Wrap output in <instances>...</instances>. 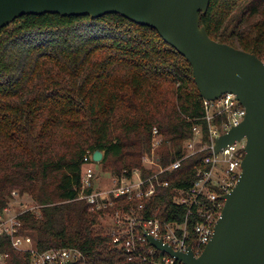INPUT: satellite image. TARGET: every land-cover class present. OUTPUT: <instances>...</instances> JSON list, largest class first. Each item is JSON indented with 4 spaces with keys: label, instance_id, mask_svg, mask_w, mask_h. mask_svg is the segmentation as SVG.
I'll return each instance as SVG.
<instances>
[{
    "label": "trees",
    "instance_id": "16d2710c",
    "mask_svg": "<svg viewBox=\"0 0 264 264\" xmlns=\"http://www.w3.org/2000/svg\"><path fill=\"white\" fill-rule=\"evenodd\" d=\"M200 16L211 39L263 59L264 0H211ZM204 117L191 64L155 29L120 14L18 18L0 29V214L19 190L41 207L40 218L20 217V233L38 252L76 249L88 264H126V252L96 226L140 202L92 210L80 199L89 156L103 152L102 165L118 178L140 170L146 179L155 174L143 159L156 128L160 165L185 159L160 174L168 186L157 187L145 215L184 223L188 207L175 199L194 186L198 170L211 169L208 150L186 157L196 125L209 143ZM189 218L191 229L201 220ZM0 250L8 264H31V253L16 250L9 236H0Z\"/></svg>",
    "mask_w": 264,
    "mask_h": 264
},
{
    "label": "water",
    "instance_id": "95a60500",
    "mask_svg": "<svg viewBox=\"0 0 264 264\" xmlns=\"http://www.w3.org/2000/svg\"><path fill=\"white\" fill-rule=\"evenodd\" d=\"M210 4L211 0H0V29L24 16L97 19L120 14L155 29L188 60L204 100L234 94L246 116L217 138L215 154L244 138L246 154L236 186L222 197L225 203L212 239L199 257L191 248L181 253L162 239L149 236L148 241L184 264H264V63L210 38L200 22V14H206ZM103 158L101 151L93 154L95 163Z\"/></svg>",
    "mask_w": 264,
    "mask_h": 264
},
{
    "label": "built area",
    "instance_id": "2783aa9c",
    "mask_svg": "<svg viewBox=\"0 0 264 264\" xmlns=\"http://www.w3.org/2000/svg\"><path fill=\"white\" fill-rule=\"evenodd\" d=\"M264 63V59H262ZM204 121L209 129V143H203V127H194V136L185 143L186 157L208 150L210 156L205 159L206 164L211 165L209 171L198 170L199 179L194 186L180 193L175 199L176 205L188 207L187 217L184 223L167 222L154 214L146 217V202L156 193L157 187L168 186L167 182H160L159 176L165 170H176L180 167V159L172 163L168 168H163L159 163L157 150L162 143V137L158 130H153L151 153L144 157L143 164L146 169H153L155 174L144 179L140 170H135L131 177H116L115 186L106 192H99L95 186V169L88 158L84 166L80 199L87 201L91 209H101L114 206L119 200L126 202L139 201L140 204L129 207L121 206L114 214L112 231L109 235L113 238L112 244L116 250L125 251L126 264H184L170 254L152 246L148 237L162 239L164 244L174 251L187 253L189 248L195 257H199L214 234V227L221 216L225 201L222 197L229 194L236 186L241 174V166L245 157L246 139L236 141L221 149L215 154L217 138L238 126L246 116L245 107L237 100L234 94H224L215 101L204 100ZM222 164H226V171H222ZM149 165V166H147ZM90 192V193H89ZM19 192H12L9 200L18 198ZM12 205L5 207L0 214V236H9L12 246L19 251L30 252L31 264H88L84 254L76 249H52L44 253L37 251L35 243L30 236L20 233L22 222L20 217L27 211L34 212L40 218L41 207L31 206L23 210ZM190 216L200 218L194 229L189 227ZM8 254L0 250V264H8Z\"/></svg>",
    "mask_w": 264,
    "mask_h": 264
},
{
    "label": "rangeland",
    "instance_id": "374dc122",
    "mask_svg": "<svg viewBox=\"0 0 264 264\" xmlns=\"http://www.w3.org/2000/svg\"><path fill=\"white\" fill-rule=\"evenodd\" d=\"M263 59H264V56H263ZM89 157H90L89 159H91L93 155ZM91 163H93L92 167L95 169V173H96V179L94 181L95 188L99 192H106L107 190H110L111 188H113L115 186L116 176L113 175L112 171L104 168L101 162L95 163L91 161ZM226 169H227L226 164H222V171L225 172ZM14 191L20 193V191L16 189L12 190L11 192H14ZM10 195L11 193H9V195L6 198L8 200L9 205H12L15 209L18 208L19 210L20 206H23V208L25 209V208L36 205L32 197H30L26 193L25 194L20 193L18 198H15L12 200H9ZM113 223H114V218L110 217L109 215H106L105 217L100 218L99 223L96 226V230L101 232V234L103 235H109L112 231Z\"/></svg>",
    "mask_w": 264,
    "mask_h": 264
}]
</instances>
